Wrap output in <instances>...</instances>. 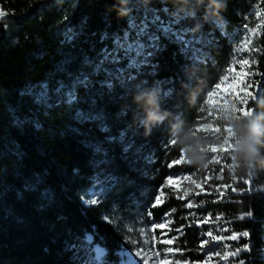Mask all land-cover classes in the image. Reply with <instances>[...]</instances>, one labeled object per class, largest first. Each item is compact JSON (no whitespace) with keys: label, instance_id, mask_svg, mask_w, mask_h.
<instances>
[{"label":"trees","instance_id":"1","mask_svg":"<svg viewBox=\"0 0 264 264\" xmlns=\"http://www.w3.org/2000/svg\"><path fill=\"white\" fill-rule=\"evenodd\" d=\"M224 2L226 9L214 15L208 0H130V13L120 17L119 0H0L6 14L0 21V264H119L121 251L141 246V232L155 228L156 234L163 223L162 239L173 243L156 247L171 264H209L216 248L225 254L244 245L247 251L220 257L218 264H264V172L241 178L224 152L218 166L230 187L221 198L197 192L187 207L168 185L190 168L176 162L182 151L172 144L170 122L195 127L208 92L240 57L249 60V72L259 73L243 78L252 85L244 108L264 110V0ZM154 16L159 21L149 32L160 50L131 70L134 79L102 87L110 79L96 71L104 51H112L125 31L135 40L130 17L139 24ZM161 22H173V31L165 33ZM249 28L258 35L238 51ZM181 30L190 45L177 38ZM134 55L121 50L119 63L104 68L128 69ZM85 76L87 86L79 83ZM151 88L172 116L145 135L133 97ZM193 91L195 107L189 103ZM97 186L98 203L85 204L87 191ZM248 211L251 217L239 219ZM209 231L222 239L213 241ZM244 231L248 237L223 239ZM97 246L104 249L100 261Z\"/></svg>","mask_w":264,"mask_h":264},{"label":"clouds","instance_id":"2","mask_svg":"<svg viewBox=\"0 0 264 264\" xmlns=\"http://www.w3.org/2000/svg\"><path fill=\"white\" fill-rule=\"evenodd\" d=\"M129 2L119 0L116 9L118 16L125 17L130 13ZM198 3H203V0H198ZM207 6L214 15L227 7L224 0H208ZM188 14L194 17L196 13L190 10ZM196 97L197 92L189 93V103L193 107L196 106ZM133 102L142 109L139 125L143 127L145 135H150L154 128L163 125L172 116L169 111L162 109L160 94L155 88L139 90ZM219 123L221 126L227 124L231 129L228 155L234 171L241 178H252L264 172V110L254 108L249 110L248 115L242 116H238L231 108L222 110ZM169 127L171 141L182 151L185 162L199 169L207 168L211 163L210 145L222 148L225 143L222 135L198 132L194 125L181 119L171 121Z\"/></svg>","mask_w":264,"mask_h":264},{"label":"snow or ice","instance_id":"3","mask_svg":"<svg viewBox=\"0 0 264 264\" xmlns=\"http://www.w3.org/2000/svg\"><path fill=\"white\" fill-rule=\"evenodd\" d=\"M5 15H6L5 12L0 10V19H3ZM129 19L131 21L130 27L132 29L136 30L135 40L131 39L130 33L128 31H125L122 37H117L115 39V41H114L115 47L112 49V51L109 52V51L105 50L103 60L96 65V71H98V72L99 71H105V72H107V75L110 77V79H106V80L101 82L102 87L112 89L113 88V83H112L113 80L124 81V80L134 79V76L132 75L131 70L139 71L143 65L149 64L150 58L154 57L156 51L160 50L159 49V43H158V37L155 34H150V32H149V24L159 21V17L154 16L152 21H149L147 18H145L139 24L136 22V20L134 18L130 17ZM178 22H179L178 20L175 21V23H178ZM172 23L173 22H168L167 24H165V23L161 22V24H160L161 29L165 33H171L173 31ZM183 31H185V30H181V32L176 33V35H177V38L183 43V45L188 46L192 43V41L184 39ZM248 31L250 33V36L248 37V39H246L244 45H242V49H238V51L247 50L248 46L250 44H252L251 37L258 35L257 29L249 28ZM145 37L147 38V43H145L143 41V38H145ZM70 39H71V37H70ZM121 50H123L126 55L129 53H135V55L132 56L129 60L128 69L117 68L115 73L108 72V70L104 68V63L110 62L113 64H118L120 61L119 52ZM235 64H239L240 70L238 72L235 71ZM249 65H250L249 60L244 59L243 57H240L238 60L234 61L233 68L229 69V72L234 73V74H232L231 76H227V75L224 76L223 81H221V83H218L216 85L217 90H221L219 95H218V92H211V95L209 96V104H213L216 102L213 100L214 97L217 98V100H221V98L225 95H227L228 97H231V101L229 99H222V102L219 105V111L216 113V117L218 119L221 118L222 110H228L229 108H231L232 111L235 112L238 116L249 114V110H246L242 105L244 103H246V97L251 96V93L248 92V89L252 85L250 83H245L243 78L246 76H251V75H259L258 72H256V73L249 72L246 68V66H249ZM125 73H127V74H125ZM79 83L84 85V86H87L89 84L88 77L85 76L81 81H79ZM261 91H264V89H262ZM241 94H243V95H241ZM70 96H71V94H70ZM86 118L87 119L99 118V114H97L96 117L88 116ZM212 131L216 134L222 135L225 139L224 146L222 148H219V150L224 151V152H228L230 149V146H231V141H230L231 129L229 127H224L223 131H221V127L216 126L212 129ZM225 133H226V135H225ZM206 138L214 139L215 137L214 136H206ZM172 144H174V143L172 142ZM102 150H103L102 147L97 146V148H96L97 152H101ZM210 151H211V153H217V151H218L217 146L210 145ZM221 159H223V158L220 156L210 157L211 162H213V161L219 162ZM183 160H184V158L182 157L180 160H178L176 162L180 163ZM220 178H223V177L221 176ZM185 179H188V177H185ZM233 179H235V176L233 177ZM169 183H172V181L169 180ZM193 183H196V181L193 180ZM244 183L247 184V183H249V181L245 180ZM226 187H230V186H226ZM217 191L219 192V189H217ZM232 191H237V189L235 187H233ZM95 194L96 193L93 192V195H95ZM161 194H163V193H161ZM220 195L223 196V193H220ZM160 202H161L160 197H157L156 198V204H159ZM84 203L94 205V204L98 203V201L96 199H88V200H85ZM153 206H155V205H153ZM192 206L193 205L191 203H189L187 205V207H192ZM251 215H252V212L248 211V212L244 213L243 215H241L239 217V219L243 220V219H245L246 216L251 217ZM157 227H164V225H159ZM153 231H155V228H153ZM225 231H227V229H225ZM207 235L210 236L213 241L222 239V237L214 236L211 231L207 232ZM239 236L248 237L249 232L244 231V232H241L239 234L233 232L231 235H229L228 237L223 238V239L237 240L239 238ZM86 239L88 242H91L92 236H88ZM162 243H166V244L170 245L173 243V239H168V240L162 241ZM204 243H209V241H205ZM225 247H228V245H225ZM247 250H248L247 245L237 246L235 251L223 254L222 258L228 259L229 256H238L241 251H247ZM172 251H173V249H171V248L167 249V252H172ZM95 254H96V260L100 261L101 258L104 256V249L102 247L97 246L95 248ZM135 255L137 257H140L141 260H143L144 264H148V259H151V257H147V253L142 254V251H137ZM155 255L159 256L160 253L157 252ZM217 255H220V253H217ZM209 259H211V257H209ZM125 264H137V262L133 258V256L129 253V254H127V260L125 261ZM161 264H169V262H167L165 260V261H161ZM176 264H180V262L177 261ZM239 264H244L243 260H241L239 262Z\"/></svg>","mask_w":264,"mask_h":264},{"label":"rangeland","instance_id":"4","mask_svg":"<svg viewBox=\"0 0 264 264\" xmlns=\"http://www.w3.org/2000/svg\"><path fill=\"white\" fill-rule=\"evenodd\" d=\"M232 74L234 73H230L229 70L226 71L222 75L218 83H221V81H223L224 76L226 75L231 76ZM220 91L221 90H217L215 86L208 92L206 99L204 101V107H203L204 114L195 125L196 131L205 133L206 135L207 134L215 135L216 133H214L212 129L216 126L221 127V124L219 123L220 119L216 117V113L219 111V105L222 102V99H229L231 101V97L225 95L221 98V100H217V98L214 97L213 100L216 102L213 104H209V96L211 95V92H218L219 95ZM244 104L242 105L243 107ZM215 156H220L222 158L225 157L224 151H221L218 148L217 153L210 154V157H215ZM182 157H183V153H182ZM220 161L219 162L213 161L209 164L207 168L204 169H199L190 166L188 171H182L179 174L175 175L174 177L170 178L169 180H171L172 183H169L168 180V185H170L174 190H176L179 193L180 198L186 201V206L189 203H191L192 205L195 204L194 193L197 192L204 191L208 193H214L218 195V198H221L222 196L220 195V193L224 194L226 190V185L222 182L223 178H220L222 176L221 174L222 169L221 167L218 166V164L221 163ZM182 162L184 164H187L185 160H183ZM185 177H188V179H185ZM193 180H195L196 183H193ZM217 189H219V192L217 191ZM92 190L87 191L88 197L86 199L85 198L82 199L83 202L88 199H94L95 197L93 195V192L95 193L99 192L100 187L97 186L95 188H92ZM205 218L208 219L209 216H206ZM162 225H164V227L156 228L159 230V232L156 234L152 232L153 230L151 229H149L148 232L146 231L141 232L142 233L140 239L141 246H138L139 244L136 243L132 244L133 248L130 250V252L133 258L136 260L137 264L138 262L144 264L143 260H141L140 257H137L135 255L137 251H142V254L147 253V257H151V259H148V264H161V261H165V260L169 262V264L172 263L170 258L166 257V251L162 253L156 247L157 244H161L162 241H165V239H162V237L165 235L164 229L168 228V224L163 223ZM205 241L208 240L206 238L203 239L202 241L203 246L208 245V243H204ZM157 252L160 253L159 256L155 255ZM94 253H95V249H94ZM123 253L124 252L121 251V254ZM217 253H220V255H217ZM222 255L223 252L219 248H216L215 250L210 252L207 256L208 258L211 257L209 264H218L219 259L220 257H222ZM94 258L96 259V254H94ZM124 258L125 260H127V257L125 255Z\"/></svg>","mask_w":264,"mask_h":264},{"label":"water","instance_id":"5","mask_svg":"<svg viewBox=\"0 0 264 264\" xmlns=\"http://www.w3.org/2000/svg\"><path fill=\"white\" fill-rule=\"evenodd\" d=\"M5 18V17H4ZM2 19H0V21H1Z\"/></svg>","mask_w":264,"mask_h":264}]
</instances>
